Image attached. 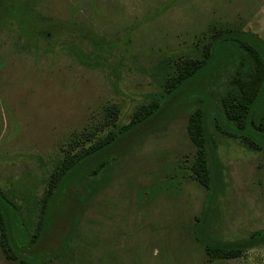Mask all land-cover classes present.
I'll return each instance as SVG.
<instances>
[{"label":"rangeland","instance_id":"1","mask_svg":"<svg viewBox=\"0 0 264 264\" xmlns=\"http://www.w3.org/2000/svg\"><path fill=\"white\" fill-rule=\"evenodd\" d=\"M228 29L264 41V0H0V191L33 227L63 157L165 100L173 78ZM111 105L115 122L99 129ZM167 106L73 186L86 196L76 233L41 264H264V244L236 258L206 254L198 228L208 190L187 129L200 99ZM208 118L222 183L203 225L215 240L238 241L264 230V148L218 133ZM0 264L21 263L0 247Z\"/></svg>","mask_w":264,"mask_h":264},{"label":"trees","instance_id":"2","mask_svg":"<svg viewBox=\"0 0 264 264\" xmlns=\"http://www.w3.org/2000/svg\"><path fill=\"white\" fill-rule=\"evenodd\" d=\"M226 67L231 69L228 75L222 73ZM212 84L221 90L220 95H211ZM191 97L200 99L187 125L198 151L195 176L208 190L198 238L211 259L236 258L244 249L264 244V230L225 242L209 237L203 225L222 183L217 142L209 130L208 115H212L218 133L239 139L251 149L264 148V41L255 34L228 29L212 36L204 56L189 62L173 78L165 100L149 102L127 124L114 125L86 147L63 157L48 180L33 227L23 216L22 207L0 191V247L4 254L19 258L21 264H41L57 256L75 235L78 215L86 202V196L77 195L73 186L84 177L97 176L144 131L153 128L166 105L168 113ZM115 115L114 106H109L107 120L99 129L114 124ZM82 134L91 138L94 132Z\"/></svg>","mask_w":264,"mask_h":264}]
</instances>
